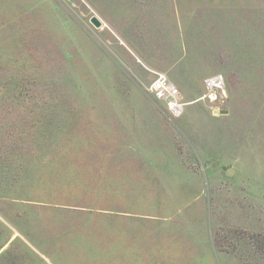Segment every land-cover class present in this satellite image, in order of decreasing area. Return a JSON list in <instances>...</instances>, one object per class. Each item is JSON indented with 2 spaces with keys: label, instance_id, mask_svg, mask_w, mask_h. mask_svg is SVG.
<instances>
[{
  "label": "rangeland",
  "instance_id": "374dc122",
  "mask_svg": "<svg viewBox=\"0 0 264 264\" xmlns=\"http://www.w3.org/2000/svg\"><path fill=\"white\" fill-rule=\"evenodd\" d=\"M90 216L138 264H264V0H0V264H51L49 225Z\"/></svg>",
  "mask_w": 264,
  "mask_h": 264
},
{
  "label": "crops",
  "instance_id": "0c3cea01",
  "mask_svg": "<svg viewBox=\"0 0 264 264\" xmlns=\"http://www.w3.org/2000/svg\"><path fill=\"white\" fill-rule=\"evenodd\" d=\"M116 161H137L138 158L134 154L113 156ZM67 209L57 208V214ZM80 211V210H71ZM64 213V212H62ZM60 217H63L60 215ZM64 218V217H63ZM117 219H122L118 217ZM125 219V218H124ZM96 218L90 216L88 218L70 217L65 220L54 219L49 225L50 234H56L59 238H63L64 246L59 251L43 252L42 257L49 258L51 264H101L102 257H106L108 264H138L140 261L142 249L140 248V234H131L123 231L115 234V230L111 227L106 234V244L100 246V236L95 233L93 227ZM61 241V242H62ZM122 243V246H121ZM121 255V256H120Z\"/></svg>",
  "mask_w": 264,
  "mask_h": 264
},
{
  "label": "built area",
  "instance_id": "2783aa9c",
  "mask_svg": "<svg viewBox=\"0 0 264 264\" xmlns=\"http://www.w3.org/2000/svg\"><path fill=\"white\" fill-rule=\"evenodd\" d=\"M204 85L208 92L205 97L212 101L223 90V79L215 75L206 79ZM146 91L164 104L171 117L178 118L184 113L187 103L183 101L178 88L164 74L156 73L155 79L147 86Z\"/></svg>",
  "mask_w": 264,
  "mask_h": 264
},
{
  "label": "water",
  "instance_id": "95a60500",
  "mask_svg": "<svg viewBox=\"0 0 264 264\" xmlns=\"http://www.w3.org/2000/svg\"><path fill=\"white\" fill-rule=\"evenodd\" d=\"M90 23H91L95 28H100V27L102 26L101 21H100L97 17H95V16H93V17L90 18ZM221 113H225V112L222 111ZM229 174H232V172L230 171Z\"/></svg>",
  "mask_w": 264,
  "mask_h": 264
}]
</instances>
